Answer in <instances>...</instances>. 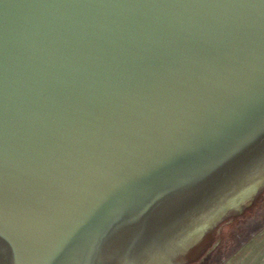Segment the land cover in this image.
Segmentation results:
<instances>
[{
    "label": "water",
    "instance_id": "95a60500",
    "mask_svg": "<svg viewBox=\"0 0 264 264\" xmlns=\"http://www.w3.org/2000/svg\"><path fill=\"white\" fill-rule=\"evenodd\" d=\"M263 259L264 0H0V264Z\"/></svg>",
    "mask_w": 264,
    "mask_h": 264
},
{
    "label": "rangeland",
    "instance_id": "374dc122",
    "mask_svg": "<svg viewBox=\"0 0 264 264\" xmlns=\"http://www.w3.org/2000/svg\"><path fill=\"white\" fill-rule=\"evenodd\" d=\"M259 264H264V259Z\"/></svg>",
    "mask_w": 264,
    "mask_h": 264
},
{
    "label": "clouds",
    "instance_id": "9594fccd",
    "mask_svg": "<svg viewBox=\"0 0 264 264\" xmlns=\"http://www.w3.org/2000/svg\"><path fill=\"white\" fill-rule=\"evenodd\" d=\"M196 212V210H193V212L192 213H195Z\"/></svg>",
    "mask_w": 264,
    "mask_h": 264
},
{
    "label": "trees",
    "instance_id": "16d2710c",
    "mask_svg": "<svg viewBox=\"0 0 264 264\" xmlns=\"http://www.w3.org/2000/svg\"><path fill=\"white\" fill-rule=\"evenodd\" d=\"M260 198V197H259Z\"/></svg>",
    "mask_w": 264,
    "mask_h": 264
}]
</instances>
